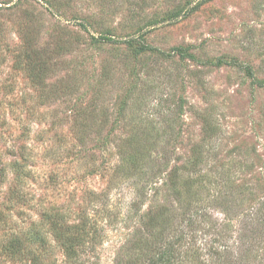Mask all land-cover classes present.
<instances>
[{
	"label": "rangeland",
	"instance_id": "rangeland-1",
	"mask_svg": "<svg viewBox=\"0 0 264 264\" xmlns=\"http://www.w3.org/2000/svg\"><path fill=\"white\" fill-rule=\"evenodd\" d=\"M170 245L264 264V0H0V264Z\"/></svg>",
	"mask_w": 264,
	"mask_h": 264
},
{
	"label": "trees",
	"instance_id": "trees-1",
	"mask_svg": "<svg viewBox=\"0 0 264 264\" xmlns=\"http://www.w3.org/2000/svg\"><path fill=\"white\" fill-rule=\"evenodd\" d=\"M176 51L182 55H184L183 50L182 49H176ZM141 159L142 158V152L139 150H135L133 151V153H131V157L129 158L130 161L134 164V159ZM189 226H191V223L189 222ZM192 231H193V227H191ZM192 237V236H191ZM175 247L174 246H168V248L164 249L163 251L160 252V254L154 258V260L152 261V264H171L174 261H176L175 259Z\"/></svg>",
	"mask_w": 264,
	"mask_h": 264
}]
</instances>
